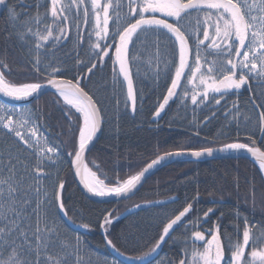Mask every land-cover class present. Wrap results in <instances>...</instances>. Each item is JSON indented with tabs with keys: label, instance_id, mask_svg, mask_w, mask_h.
<instances>
[{
	"label": "snow or ice",
	"instance_id": "6c2138e0",
	"mask_svg": "<svg viewBox=\"0 0 264 264\" xmlns=\"http://www.w3.org/2000/svg\"><path fill=\"white\" fill-rule=\"evenodd\" d=\"M145 80L152 83L149 94L139 87ZM241 90L249 93L244 105ZM151 95V120L137 130L158 124L173 103L192 136L217 130L199 141L207 146L165 151L132 172L135 165L119 163L121 137L127 138L121 125L136 122ZM44 96L50 99L41 102ZM230 96L236 99L229 102ZM102 136L113 141L111 151L90 159L94 150L104 151L96 148ZM216 153L244 154L258 165L243 177L237 165L231 232L223 212L211 220L217 207L190 219L199 211L198 189L134 238L124 237L133 250L151 244L143 255L121 251L115 223L179 203V196L119 215L105 208L95 221L75 222L80 213L65 195L69 177L89 199L119 201L136 195L166 162ZM120 168L128 171L121 175ZM218 180L226 174L212 177ZM241 199L264 212V0H18L7 7L0 29V264H152L169 239L175 256L156 264H264V216L254 221L241 213ZM180 226L183 239H173ZM94 228L119 259L98 252L93 258L84 234Z\"/></svg>",
	"mask_w": 264,
	"mask_h": 264
},
{
	"label": "trees",
	"instance_id": "16d2710c",
	"mask_svg": "<svg viewBox=\"0 0 264 264\" xmlns=\"http://www.w3.org/2000/svg\"><path fill=\"white\" fill-rule=\"evenodd\" d=\"M18 3V0H8L7 7H11L13 4ZM7 7L5 8L0 18V29L5 26V20L7 16ZM19 10V9H18ZM144 93L149 94L152 83L148 80L144 81L143 85ZM249 93L246 90H241L239 94V102L241 105L247 103ZM50 99V96H44L41 98V102ZM229 102L236 99L235 96H230ZM156 100L155 95H151L150 100L145 102V111L137 116L136 122H124L121 125L122 132L127 133V138L121 137V158L119 160L120 165L125 163H132L135 165L131 171H138L143 165L155 158V155L163 154L165 151H173L178 148H199L202 145L199 143L203 139L205 134L211 139L216 132L215 127L209 126V128L203 129L200 137H194L191 132L186 130L180 117L177 116V105L173 103L171 108L167 110V114H162V118L157 123H144L142 127L137 130L140 121L151 120V113L148 108L151 103ZM182 115V113H181ZM175 117V120L173 118ZM200 119H203V113L200 114ZM219 141L215 146H219ZM113 141H108L104 136L97 143L96 148H104L103 152L97 153L95 150L90 155V159L93 156L100 155L106 158L107 152L111 151L109 147ZM259 143V141H258ZM237 165L239 175L252 176L258 172V167L250 160L245 158H228L214 161H181L173 163L158 172H156L150 179H148L139 192L129 199L112 201V202H95L92 201L80 192L76 184L71 182L69 177V185L65 193L69 197V204L75 206V210L80 213L79 216H75V222L77 224L87 222L88 219L95 221L96 216L101 209H115L114 215L125 213L126 209L132 208L136 204L144 203L148 200H169L173 196H179V203L168 204L164 207H153L148 209H141L134 214L121 216V219L115 223L113 234L119 236L118 246L121 251L128 256L143 255L151 247L149 244L147 247L143 246V241L140 245L135 246L131 243L126 246L123 245L125 236L135 237L138 231H142L152 221V218L157 214H163L169 212L172 209L179 208L183 203L185 197H192L196 195L197 189L200 193V202L196 205L199 210L198 213H193L194 218L197 214L202 216L203 211H206L208 207H217L215 215L211 217L212 221L220 215L221 212L225 214L223 223L229 225V232H231L230 225L234 223L233 215L234 209L237 205V199L232 191L233 177L237 173ZM106 167H113L107 165ZM120 174L123 175L128 171L127 168L118 169ZM66 171V169H65ZM226 174V181H217L215 184L212 182L214 175L224 176ZM259 176L257 175V181ZM224 183V190L221 192L220 184ZM245 186L241 180L240 195L243 197ZM211 193V195H210ZM222 198V199H221ZM213 200L221 201L219 205H214ZM239 208L241 213L248 214L251 219L258 221L264 216L261 207L256 206L255 210L252 209L251 204L245 205L243 199L239 201ZM83 217V219H81ZM207 227V225H205ZM183 232V226L177 227L172 234V238L183 239L181 233ZM70 235H76L77 232L69 229ZM148 235H152V230L149 229ZM84 239L90 249L93 250V257L98 252L101 256L107 257L110 261L113 258L104 247V240L98 229H93L90 233L84 234ZM154 243V241H153ZM197 247H200L197 244ZM177 252V247L173 246L171 239L166 242L162 248V251L155 262L167 257L173 258Z\"/></svg>",
	"mask_w": 264,
	"mask_h": 264
},
{
	"label": "water",
	"instance_id": "95a60500",
	"mask_svg": "<svg viewBox=\"0 0 264 264\" xmlns=\"http://www.w3.org/2000/svg\"><path fill=\"white\" fill-rule=\"evenodd\" d=\"M7 3H8V0H7ZM5 8H6V7H0V18H1V16H2V14H3ZM228 158H237V157L234 156V155L221 154V153H216L215 156L212 157V158H209V157H203V158L196 159V158H190V157H188V156L179 157V158H176L175 160H173V161H171V162H166V163H164L162 166H160V167L158 168V170L154 171L152 175L148 176L146 180H148L149 178H151V177H152L156 172H158L159 170H161V169H163V168H165V167H167V166H169V165H171V164H173V163H176V162H181V161H214V160L228 159ZM239 158H245V159H248V160H250V161L253 162V160H252L249 156L244 155V154H241V155L239 156ZM253 163H254V162H253ZM257 166H258V165H257ZM146 180H145V181H146ZM145 181H144V182H145ZM143 184H144V183H143ZM76 185H77V184H76ZM77 187H78V189L80 190V192L83 194V196H85V197L87 198L86 194L82 192L81 188H80L78 185H77ZM131 197H133V196H131ZM131 197H130V198H131ZM88 199H89V198H88ZM126 199H129V198H126ZM90 200L95 201V202H101V203H102V202H105V201H101L99 198H91ZM121 200H124V199H121ZM112 201H116V200H111V201H108V202H112ZM100 234H101V233H100ZM101 236H102V235H101ZM164 244H165V243H164ZM164 244H163V246H164ZM163 246L160 248L158 254L155 255V258L152 259V263L155 262V261L157 260V258L159 257V255H160V253H161V251H162ZM107 251H108V253H109L113 258H115V259H119V257H117L116 254L113 253L110 249H107ZM126 256H128V255H126ZM150 259H151V258H150Z\"/></svg>",
	"mask_w": 264,
	"mask_h": 264
},
{
	"label": "bare ground",
	"instance_id": "6f19581e",
	"mask_svg": "<svg viewBox=\"0 0 264 264\" xmlns=\"http://www.w3.org/2000/svg\"><path fill=\"white\" fill-rule=\"evenodd\" d=\"M149 179H150V178H149ZM146 181H147V180H146ZM146 181H145V182H146ZM145 182H144V183H145ZM75 184H76V183H75ZM76 186H77V185H76ZM77 188H78V187H77ZM140 189H141V188H140Z\"/></svg>",
	"mask_w": 264,
	"mask_h": 264
},
{
	"label": "rangeland",
	"instance_id": "374dc122",
	"mask_svg": "<svg viewBox=\"0 0 264 264\" xmlns=\"http://www.w3.org/2000/svg\"><path fill=\"white\" fill-rule=\"evenodd\" d=\"M85 258H87V257H85ZM94 258V257H93Z\"/></svg>",
	"mask_w": 264,
	"mask_h": 264
}]
</instances>
